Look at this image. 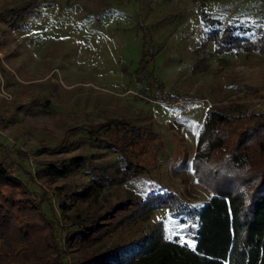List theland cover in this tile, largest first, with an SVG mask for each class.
I'll return each mask as SVG.
<instances>
[{"label": "rangeland", "instance_id": "obj_1", "mask_svg": "<svg viewBox=\"0 0 264 264\" xmlns=\"http://www.w3.org/2000/svg\"><path fill=\"white\" fill-rule=\"evenodd\" d=\"M207 15L217 20L207 25ZM226 24L242 36L230 50L209 38L210 26ZM208 107L264 110V0H0V159L46 197L44 209L62 227L77 213L90 219L144 196L150 186L193 204L209 199L193 164L207 144ZM113 118L154 130L125 149L114 143ZM104 123L109 131L91 137L89 129ZM124 152L148 172L108 181L75 201L66 218L60 201L91 174L52 176L44 164L86 153L97 171L113 175ZM184 228L157 208L123 219L92 244L69 245L64 233L62 243L73 262L146 234H177L192 244Z\"/></svg>", "mask_w": 264, "mask_h": 264}, {"label": "trees", "instance_id": "obj_2", "mask_svg": "<svg viewBox=\"0 0 264 264\" xmlns=\"http://www.w3.org/2000/svg\"><path fill=\"white\" fill-rule=\"evenodd\" d=\"M204 20L208 25L217 18L207 15ZM209 38L225 50L242 43L241 34L232 24L223 29L210 26ZM110 124L117 139L114 143L124 144L125 149L153 129L125 118H113ZM110 124L97 125L88 132L97 137L101 128L107 129ZM205 126L202 138L207 144L203 151L196 152L193 164L197 179L212 195L197 204L173 189L150 186L144 196H129L90 219L77 213L72 220L69 210L75 201L92 197L108 181L125 182L148 171L126 152L121 154L123 160L113 175L97 171L86 153L46 162L42 170L52 176H68L79 169L91 174L84 187L67 192L59 203L62 213L70 217L65 228L44 209L46 197L34 192L6 159H0V183L21 187L15 188L17 192H5L0 187V264H264V110L251 113L208 107ZM40 171L37 163L34 172H29L31 178ZM157 208H167L184 224L183 230L189 231L194 247L177 234L163 238L153 233L70 262L62 243L63 233L69 245L92 244L123 219Z\"/></svg>", "mask_w": 264, "mask_h": 264}, {"label": "snow or ice", "instance_id": "obj_3", "mask_svg": "<svg viewBox=\"0 0 264 264\" xmlns=\"http://www.w3.org/2000/svg\"><path fill=\"white\" fill-rule=\"evenodd\" d=\"M169 238H171V237H169ZM189 246H192V247H194V244H191V243L189 242Z\"/></svg>", "mask_w": 264, "mask_h": 264}]
</instances>
